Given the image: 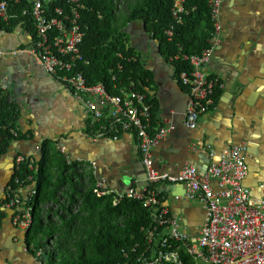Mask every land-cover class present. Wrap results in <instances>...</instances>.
I'll return each mask as SVG.
<instances>
[{
    "label": "crops",
    "instance_id": "obj_1",
    "mask_svg": "<svg viewBox=\"0 0 264 264\" xmlns=\"http://www.w3.org/2000/svg\"><path fill=\"white\" fill-rule=\"evenodd\" d=\"M220 13V42L205 67L220 86L214 92V106L195 130L184 125L187 92L172 64L161 56L158 42L137 38L143 33L135 26L131 29L132 46L141 53L147 72L138 90L152 106L155 128L171 127L166 139L152 148L153 162L159 160L160 167L170 173L189 165L203 174L226 149L243 147L248 170L244 184L255 193L264 185V0H225ZM34 37V30L29 33L25 25L11 31L0 27V82L7 77L12 80L6 99L18 110L14 130L23 134L0 157V264H36V254L25 243V231L12 222L16 210L3 202L14 176L15 158L23 155L37 163L43 141L64 156L67 164L76 163L79 172L84 169L97 176L100 181L95 178L96 184L101 182L114 194L145 186L136 136L128 132L101 134L93 125L92 114L72 91L21 51ZM31 189L25 187L18 193L27 201ZM158 189L162 203L181 227L197 236L203 208L183 198L182 185Z\"/></svg>",
    "mask_w": 264,
    "mask_h": 264
},
{
    "label": "built area",
    "instance_id": "obj_2",
    "mask_svg": "<svg viewBox=\"0 0 264 264\" xmlns=\"http://www.w3.org/2000/svg\"><path fill=\"white\" fill-rule=\"evenodd\" d=\"M19 1L14 0L15 4H20ZM22 1L21 16L29 17L35 37L21 51L31 55L50 76L72 91L75 99L92 114L93 125L101 134L128 132L138 139L139 155L148 185L140 189L130 187L117 194L114 201L115 204L123 198H131L154 210L152 215L156 224L145 231L148 248L152 246L153 249L149 256L141 253L137 263L184 264L182 251L195 264H264V185H260L258 192L254 193L244 184L248 171L246 148L229 147L218 162L208 164L203 174L189 165L177 173L155 168L152 148L166 139L171 127L151 130V105L143 93L134 89L132 83L128 89L112 95L102 83L89 84L78 70L80 63H87L79 50L84 34L79 25L78 9L82 8L79 0H66L68 11L53 6L51 2L54 0ZM224 1L206 0L213 26L207 41L209 46L193 54H187L179 47L178 52L169 58L171 64H178L176 75L187 92L184 125L190 130H195L201 118L214 106V91L220 86L217 79L208 75L205 67L220 42V7ZM194 10V7H187L186 0H174L170 11L172 22L164 30L168 42L174 37L175 27L181 25ZM17 18V11L10 7L9 1L0 0L1 21L8 24ZM8 90L4 79L0 82V100ZM106 108H109V112L104 114ZM10 131L14 137L18 135L17 130ZM39 148L37 146L36 150ZM212 157L211 152L209 158ZM25 162L32 168V158L17 155L15 168L18 169ZM27 180H31V177ZM14 184L19 185L21 181L16 178ZM168 184L184 186L183 198L203 208V224L197 236L183 229L179 220L170 215L167 205L162 203L158 187ZM30 193V197H33L35 190L31 189ZM110 193L101 182L96 184L97 197ZM4 205L16 210L12 222L26 232L32 222V207L26 205V201L11 185L6 188ZM160 227L163 228L161 238L157 232ZM41 256L40 251L36 253V264H44Z\"/></svg>",
    "mask_w": 264,
    "mask_h": 264
},
{
    "label": "trees",
    "instance_id": "obj_3",
    "mask_svg": "<svg viewBox=\"0 0 264 264\" xmlns=\"http://www.w3.org/2000/svg\"><path fill=\"white\" fill-rule=\"evenodd\" d=\"M8 1L18 18L8 24L0 19V27L11 31L25 25L32 33L29 17L21 16L24 2ZM51 3L69 10L66 0ZM173 3L174 0H79L82 6L78 9L79 25L84 33L79 50L87 63H80L78 70L88 83H102L112 95H118L132 83L136 91L143 93L138 90L139 83L147 72L141 53L130 44L126 33L129 25L142 28L151 39L157 40L159 52L168 62L179 47L187 54L207 48L213 26L206 0H186L187 7L195 10L175 27L174 37L168 42L164 30L172 22ZM172 64L177 73L178 64ZM152 114L151 106V130H154ZM17 117L16 106L7 102L5 94L0 100V157L23 137L20 132L14 137L10 131L16 128ZM41 146L37 163L33 161L32 168L28 162L15 168L9 184L17 193L30 186L35 190V195L26 201L32 207V222L25 232V243L32 248V254L46 253L48 259L41 256L44 264H138L141 253L149 256L153 247L148 248L145 231L156 224L154 210L131 198L114 204L117 196L114 193L97 197L95 178L90 171L79 172L76 163L67 164L49 142L43 141ZM16 178L21 184H14ZM157 232L161 238L163 228ZM181 258L184 264H195L182 251Z\"/></svg>",
    "mask_w": 264,
    "mask_h": 264
},
{
    "label": "water",
    "instance_id": "obj_4",
    "mask_svg": "<svg viewBox=\"0 0 264 264\" xmlns=\"http://www.w3.org/2000/svg\"><path fill=\"white\" fill-rule=\"evenodd\" d=\"M132 26L131 25H129L128 27H127V29H126V33H128L129 34V36H130V44H131V46H132V42H133V35H134V33H132ZM148 36V37H147ZM150 36L147 34L146 35V38H149ZM147 39H145V41H146ZM152 41H154V42H158L157 40H155V39H151ZM133 47V46H132ZM134 48V47H133ZM6 78V77H5ZM12 80H10L9 81V77H7L6 79H5V82H6V84L8 85V82H11ZM154 166L157 168V169H162L161 167H160V164H159V160H156L155 162H154ZM143 172H144V178H143V180H144V184H145V186H147L148 185V182L146 181V176H145V171H144V168H143ZM95 178H96V180L97 181H100V180H98V178H97V176H95ZM42 257L44 258V259H48V255L46 254V253H42Z\"/></svg>",
    "mask_w": 264,
    "mask_h": 264
},
{
    "label": "flooded vegetation",
    "instance_id": "obj_5",
    "mask_svg": "<svg viewBox=\"0 0 264 264\" xmlns=\"http://www.w3.org/2000/svg\"><path fill=\"white\" fill-rule=\"evenodd\" d=\"M143 33V34H138L139 36L137 37V38H139V39H145L144 37H146V35H147V33L146 32H144L143 30H141L139 33Z\"/></svg>",
    "mask_w": 264,
    "mask_h": 264
},
{
    "label": "rangeland",
    "instance_id": "obj_6",
    "mask_svg": "<svg viewBox=\"0 0 264 264\" xmlns=\"http://www.w3.org/2000/svg\"><path fill=\"white\" fill-rule=\"evenodd\" d=\"M137 30H138V32H140L141 30H142V28H140V27H137ZM130 40V39H129ZM109 112V108H106V113H108ZM156 168V167H155Z\"/></svg>",
    "mask_w": 264,
    "mask_h": 264
}]
</instances>
